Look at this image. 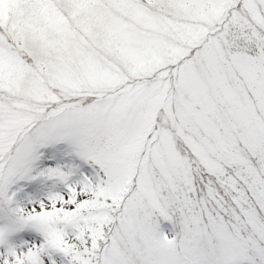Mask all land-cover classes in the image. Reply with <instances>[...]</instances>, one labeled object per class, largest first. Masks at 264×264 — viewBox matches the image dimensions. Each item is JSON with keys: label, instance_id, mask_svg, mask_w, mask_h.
<instances>
[{"label": "snow or ice", "instance_id": "snow-or-ice-1", "mask_svg": "<svg viewBox=\"0 0 264 264\" xmlns=\"http://www.w3.org/2000/svg\"><path fill=\"white\" fill-rule=\"evenodd\" d=\"M0 264H264V0H0Z\"/></svg>", "mask_w": 264, "mask_h": 264}]
</instances>
